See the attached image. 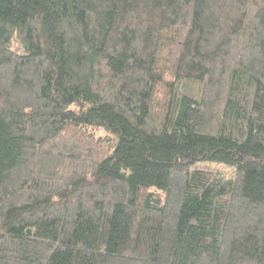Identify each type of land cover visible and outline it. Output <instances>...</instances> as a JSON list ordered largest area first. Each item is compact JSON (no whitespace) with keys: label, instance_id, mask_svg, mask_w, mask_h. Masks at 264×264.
<instances>
[{"label":"trees","instance_id":"obj_1","mask_svg":"<svg viewBox=\"0 0 264 264\" xmlns=\"http://www.w3.org/2000/svg\"><path fill=\"white\" fill-rule=\"evenodd\" d=\"M0 264H264V0H0Z\"/></svg>","mask_w":264,"mask_h":264},{"label":"rangeland","instance_id":"obj_2","mask_svg":"<svg viewBox=\"0 0 264 264\" xmlns=\"http://www.w3.org/2000/svg\"><path fill=\"white\" fill-rule=\"evenodd\" d=\"M204 163V164H203ZM203 164V165H200ZM201 167H209V168H215L219 170L223 175L225 176H231L233 174V167L223 166L221 163L212 162V161H201L198 163Z\"/></svg>","mask_w":264,"mask_h":264}]
</instances>
